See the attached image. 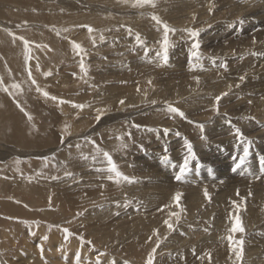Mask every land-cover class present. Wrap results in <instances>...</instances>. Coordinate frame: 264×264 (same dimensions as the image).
Here are the masks:
<instances>
[{
    "label": "rangeland",
    "instance_id": "obj_1",
    "mask_svg": "<svg viewBox=\"0 0 264 264\" xmlns=\"http://www.w3.org/2000/svg\"><path fill=\"white\" fill-rule=\"evenodd\" d=\"M133 3L0 0V31L13 39L9 31L27 40L24 34H29L32 44L45 49L33 54L40 60L38 70L31 68L36 85L28 79L22 41L14 45L12 40L20 56L11 59L17 57L20 65L13 68L20 66L25 74L12 71L0 53V72L6 74L0 78L22 89L15 97L0 91V264L48 262L46 253L53 251L44 249L54 233L64 243L74 240L77 250L88 247L81 264H96L98 257L100 264H145L156 245L154 229L160 239L154 264H264V0H155L154 7ZM152 14L176 29L169 33L173 46L167 63L156 55L163 29ZM83 25L95 31L89 33ZM185 28L203 29L202 68L189 70L192 38ZM137 33L143 43H137ZM72 41L84 52L78 55ZM81 60L87 75L80 70ZM37 85L57 99L44 97ZM224 92L217 114L214 97ZM165 101L185 117L168 113ZM98 110L103 112L99 121ZM65 124L69 134H64ZM234 128L251 141L249 155L235 171L245 141L237 140ZM26 138L32 143H24ZM86 138L109 152L119 171L134 182L109 180V173L99 170L106 162ZM185 139L195 158L183 180L176 181L187 155ZM177 191L182 193L180 208L173 201ZM237 209L245 229L240 261L226 239ZM170 212H180L179 222ZM166 219L174 230L164 224ZM65 227L75 234L67 242ZM40 231L47 236L43 253L35 248ZM81 235L92 243H82Z\"/></svg>",
    "mask_w": 264,
    "mask_h": 264
},
{
    "label": "snow or ice",
    "instance_id": "obj_2",
    "mask_svg": "<svg viewBox=\"0 0 264 264\" xmlns=\"http://www.w3.org/2000/svg\"><path fill=\"white\" fill-rule=\"evenodd\" d=\"M124 2H127V0H124ZM144 5H152L153 7L155 6V0H134L133 3V7H140V6H144ZM212 9L210 8L209 11H211ZM151 19L154 20L158 25H160L163 29V37L162 40L160 41V51L156 53V55L158 57H160L164 63H167L168 61V50L171 46H173L169 40V33H174L176 31V29L171 28L167 23L163 22L159 16L152 14L151 15ZM193 19H195V16H193ZM239 23L243 24L244 21L241 19L239 21ZM81 27L87 28L89 33L94 32L95 30L90 26V25H83ZM66 31V30H65ZM129 31V35L132 34L131 29H128ZM184 31H186L189 36L192 38V43H191V50L189 52V57H188V64H189V70H194L197 67H201L202 65L199 63L200 60L202 59L201 53H200V40H199V36L201 31H203V29H196V28H185ZM10 35L14 36V39H18L20 41L23 42V50H24V60H25V67L26 70L28 72V79L31 81V83L33 85H36V80L33 78L32 76V71L31 68L28 67V61L32 59L31 56V49H30V44L31 42L27 39H25V37L23 36H15V34L11 33L9 31ZM59 35V33H57ZM101 40H103V35H101ZM136 41L138 44L143 43L140 39V35L139 33L136 34ZM72 47L73 49L76 51V53L79 55L81 53L84 52V49L82 48V46L79 43H76L75 41H72ZM36 47H40V45H36ZM45 47H47L45 45ZM145 53H147L149 51V49L145 48L144 49ZM223 66V65H222ZM37 70L39 69V64L36 65ZM80 70L82 73H84L85 75H87V69L86 66L83 62V60H81L80 62ZM45 76L51 75V73L45 72L44 73ZM195 79L197 81H199V77H195ZM245 77L241 76L240 80H244ZM149 83H151V81H149ZM238 86V85H237ZM139 90V88H138ZM0 91H4L6 93H8V95L15 97L18 93H20L22 91L21 86L19 83H11L10 85H6L4 83L3 78H0ZM36 91L40 92L44 97H48L52 100H56L57 98L55 96L49 97V93L47 91H44L43 89H41L38 85L36 87ZM227 93H221L220 95H217L214 97V102H213V111L216 112L217 114H219V104L220 101L222 99L223 96H226ZM66 101H61V103H65ZM70 103V102H69ZM121 104H124V101L121 100L120 101ZM153 104L156 103V101H152ZM165 105H166V111L168 113L171 114H175L181 118L185 117V113L179 109L178 107L173 106L171 103H168L167 101H165ZM17 107H20V110L23 112L24 109L20 106L19 102L17 101ZM73 107L78 108V109H83L84 107H86V105L83 104H73ZM99 114L95 117V119L97 121H99L101 119V116L103 115V112L101 110H98ZM29 120L32 119L31 115L27 112L24 113ZM229 123H231V121H228ZM135 127H140L139 125H135ZM198 127L200 128L201 132H203L204 129V125L203 124H199ZM68 128L69 125L65 124L64 125V134H69L68 133ZM147 131H156L155 129H146ZM163 132L165 135L168 134L169 130L168 129H163ZM234 132L236 135L237 140H243L244 142V146H243V153L242 155H240L238 162L235 163V167L233 168V171H235L236 169H239L241 167V165L244 164V161L246 159V157L249 155V148H250V144L251 141H247L245 140L243 133L241 132V130L239 128H234ZM64 134L61 135V142H63L64 140ZM177 135H179V133H176ZM129 136L131 135L130 133L128 134ZM204 137L202 136V139ZM88 139V142L91 143L95 149V152L97 155H100L103 157L104 161L106 162V168L104 169H99L100 171H107L109 173L108 175V179L109 180H115L116 182H119L121 179L132 183L134 182V178H130L128 176H125L122 172L119 171L118 166L116 164V162L113 160L112 155L107 152V151H103L102 149L99 148V146L96 145L95 141L92 140L91 138H86ZM117 139H122V137H117ZM184 146L187 150V155L185 156L183 163L180 164L179 166V170L178 172L175 174L174 179L176 181H182L185 174L188 171V164L189 161L191 159L195 158V153L193 152V147L190 141H188L187 139L184 140ZM77 147L79 148V145H77ZM121 147H124V145L122 144ZM84 159H87V156L83 157ZM96 159V156H93V160ZM68 175H70V173H66ZM258 178V177H257ZM239 195V193H237ZM250 194V193H249ZM204 196L206 199H210L209 194L207 192V190L205 189L204 191ZM182 197V193L177 191L174 196H173V201L176 203V206L178 208H180V200ZM51 200V197L49 198ZM241 201L244 200V197H240ZM128 201H125V204H127ZM236 202L233 201V204H235ZM181 211H183V209L181 208ZM239 209H237V214L233 215V223H232V227L229 230V235L226 237L228 243H229V251L233 252L235 257H236V261H240L243 257V244H244V239H243V233L245 231L244 227H243V223L242 220L238 214ZM79 215V214H78ZM171 217H175L176 221L179 222L180 220V212H173L170 213ZM164 224L167 226V228L171 231L174 230V224L170 221V219H166L164 220ZM62 231L64 232V240L67 242L69 239L70 235H75L74 233H71L70 230L65 227L62 229ZM235 233H241V236L239 239H235L234 235ZM153 234L156 236V245L155 247H153L147 254V258L145 260V264H154V259H155V254L157 252V249L160 247V239H159V235L157 233V231L154 229L153 230ZM43 239H47V236L43 237ZM79 239L81 240L82 243H88L91 244V241H85L84 237L81 235L79 236ZM153 237L150 236L149 240H152ZM41 247V252L43 253V247ZM103 255V254H101ZM210 257V253L208 254ZM74 264H81L80 258L79 256L75 259ZM96 264H100V259L99 257L97 258ZM113 264H115V262H113ZM124 264H128L127 261L124 262Z\"/></svg>",
    "mask_w": 264,
    "mask_h": 264
},
{
    "label": "bare ground",
    "instance_id": "obj_3",
    "mask_svg": "<svg viewBox=\"0 0 264 264\" xmlns=\"http://www.w3.org/2000/svg\"><path fill=\"white\" fill-rule=\"evenodd\" d=\"M17 1V0H16ZM22 1V0H21ZM24 1V0H23ZM29 1V0H28ZM15 3V2H14ZM18 3V2H17ZM20 3V2H19ZM16 4V3H15ZM21 5V4H20ZM32 5V4H31ZM9 11V10H8ZM13 11V10H12ZM20 11H21V9H20ZM5 12V11H4ZM7 12V11H6ZM10 12H11V10H10ZM29 13V12H28ZM1 14V13H0ZM5 14V13H4ZM12 14V13H11ZM26 14H27V12H26ZM1 15H3V14H1ZM7 16V15H6ZM14 16H15V14H14ZM23 16H25L24 14H23ZM26 16H28V15H26ZM21 17V16H20ZM2 18V17H1ZM13 18V17H12ZM22 18V17H21ZM55 18V16H52V17H50L49 18V21H51V20H53ZM26 19V18H25ZM28 20V19H27ZM63 25V24H62ZM64 27V26H63ZM27 38H28V40H32V36H30L29 34H24ZM12 40H14L15 42H14V45H16V44H18L19 43V41L17 40V39H13L12 37H9L8 35H6V34H4L3 32H1L0 31V42H1V46H0V53H2L3 52V56H4V61H5V59H7L9 62V64H10V66H9V68L13 71L14 69L16 70V73H17V69H18V71L19 72H22V71H24V70H22V68H20V66H19V68L18 67H16V68H13V65H15L16 63H18V62H20V61H18V62H16L15 60H16V58L17 57H19L20 55L18 54L17 55V52H19L18 50L19 49H17L14 45H13V42H12ZM74 40V39H73ZM19 47V46H18ZM30 48H32L33 50H31L32 51V56H33V54H36V52L38 51V53L40 52V51H44L45 52V49L44 48H42L41 46L40 47H36V45H34V44H32L31 43V45H30ZM2 49V50H1ZM21 52L23 51L24 52V50H23V48L20 50ZM20 52V53H21ZM43 54V53H42ZM1 55V56H2ZM17 55V57L15 58V59H11L12 57H14V56H16ZM9 56V57H8ZM42 57H44V56H42ZM38 59V58H37ZM1 60V59H0ZM42 60H44V59H42ZM21 61H22V58H21ZM40 61V60H39ZM39 61H36L35 59H34V56L32 57V59L30 60V62H29V67L30 68H34L36 65H37V62H39ZM46 61V60H45ZM40 63V62H39ZM46 63V62H45ZM1 64H2V60H1ZM18 65H20L19 63H18ZM17 65V66H18ZM42 65V64H41ZM2 66V65H1ZM22 66V65H21ZM3 68V67H2ZM8 68V69H9ZM25 68V67H24ZM1 71V70H0ZM3 71V70H2ZM5 71V70H4ZM5 73V72H4ZM34 73H35V70H34V72H33V75H34ZM23 74H25V73H23L22 72V75ZM6 75V74H5ZM5 75H3V73L1 74V72H0V77H2V76H5ZM15 75V74H14ZM35 76V75H34ZM7 77V76H6ZM17 77H20V75H18ZM7 79V78H6ZM5 80V79H4ZM7 97V96H6ZM5 97V98H6ZM14 110V109H13ZM78 124V123H77ZM185 125V124H184ZM14 129V128H13ZM186 129V128H185ZM30 130H32V129H30ZM9 132H10V130H9ZM33 132V131H32ZM186 132V131H185ZM31 133V132H30ZM34 133V132H33ZM191 133V132H190ZM10 134V137L12 136V133L10 132L9 133ZM25 136V135H24ZM21 137H22V135H21ZM33 138V137H32ZM170 138V137H169ZM8 139V138H7ZM17 139V138H16ZM24 143H26V144H29V143H32V141H31V139L30 138H26V139H24V140H22ZM35 141H37V140H35ZM35 146V145H34ZM35 147H37V146H35ZM261 153V152H260ZM263 154V153H262ZM253 155V154H252ZM256 156V155H255ZM263 156V155H262ZM253 157V156H252ZM251 157V158H252ZM261 158V157H260ZM254 159V158H253ZM254 161V160H253ZM225 163V162H224ZM225 165V164H224ZM250 165H252V164H250ZM262 165V164H261ZM264 165V164H263ZM0 166H1V164H0ZM225 167V166H224ZM218 168V167H217ZM148 169V168H147ZM254 169V168H253ZM219 171V170H218ZM231 172V171H230ZM173 173V172H172ZM219 173V172H218ZM220 174V173H219ZM254 174V173H253ZM147 175V174H146ZM215 175V174H214ZM209 176V175H208ZM222 176V175H221ZM172 177V176H171ZM161 180V179H160ZM261 181V180H260ZM261 184V183H260ZM238 186V185H237ZM241 187V186H240ZM255 187V186H254ZM257 187V186H256ZM263 190V189H262ZM235 192V191H234ZM258 192H260V191H258ZM21 195V194H20ZM244 195V194H243ZM199 196V195H198ZM155 197V196H154ZM21 198H23V197H21ZM27 199V198H26ZM29 200V199H28ZM30 202H31V200H30ZM37 202V201H36ZM150 202V201H149ZM6 203V202H5ZM224 205V204H223ZM233 208V207H232ZM234 209H235V207H234ZM8 211V210H7ZM171 213V212H170ZM170 215V214H169ZM167 217V216H166ZM172 218V217H171ZM141 221V220H140ZM174 221V220H173ZM232 221V220H231ZM193 222V221H192ZM162 224V223H161ZM229 232V231H228ZM38 235H39V237H38ZM37 235V237L39 238V241H38V243L35 245L36 247V249H41V247L40 246H42L43 247V245H42V243H43V241H44V239H43V237H44V234H43V232L42 231H40L39 232V234ZM241 235V234H240ZM37 240V239H36ZM36 242V241H35ZM74 240H72L71 242H67V243H64L63 242V240H61L60 238H59V236L57 235V233L55 234H53V235H50V238H49V246L47 247V248H45L44 250H46V251H53V252H51V253H46L47 254V261L50 259V260H52V261H48V262H44V261H42V262H40V263H45V264H74V262H75V259L80 255V261L81 262H85V255H86V252H87V248L88 247H85V246H81V247H79L78 248V250H77V244H74ZM63 244H65V245H63ZM202 244V243H201ZM200 244V245H201ZM150 246V245H149ZM147 247V246H146ZM44 248V247H43ZM148 249V248H147ZM147 249H145V250H147ZM207 248H205L204 249V251L206 250ZM199 250V249H198ZM22 251V250H21ZM25 251V250H24ZM28 251V250H27ZM20 252V251H19ZM143 252V251H142ZM203 252V251H202ZM227 252H229V251H227ZM52 253H54L58 258H60L64 263H57L56 262V260H55V258L54 257H56V256H54V255H52L51 256V254ZM145 253V252H144ZM207 253V252H206ZM218 253V252H217ZM248 253V252H247ZM94 254V253H93ZM183 254V253H182ZM144 255V254H143ZM197 255V254H196ZM203 255V254H202ZM50 256V257H49ZM54 256V257H53ZM141 257V256H140ZM143 257V256H142ZM193 257V256H192ZM28 258V257H27ZM37 258V257H36ZM94 258V257H93ZM170 258V257H169ZM220 258V257H219ZM224 258V257H223ZM30 259V258H29ZM227 260V259H226ZM231 260V259H230ZM143 261H145V260H143ZM234 262V261H233ZM34 263V262H33ZM144 263V262H143ZM30 264V263H29ZM35 264H38V263H35ZM95 264V263H94ZM235 264V263H234ZM262 264V263H261Z\"/></svg>",
    "mask_w": 264,
    "mask_h": 264
}]
</instances>
